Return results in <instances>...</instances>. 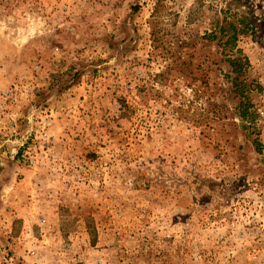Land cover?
<instances>
[{
  "label": "rangeland",
  "instance_id": "obj_1",
  "mask_svg": "<svg viewBox=\"0 0 264 264\" xmlns=\"http://www.w3.org/2000/svg\"><path fill=\"white\" fill-rule=\"evenodd\" d=\"M0 264H264V0H0Z\"/></svg>",
  "mask_w": 264,
  "mask_h": 264
},
{
  "label": "trees",
  "instance_id": "obj_2",
  "mask_svg": "<svg viewBox=\"0 0 264 264\" xmlns=\"http://www.w3.org/2000/svg\"><path fill=\"white\" fill-rule=\"evenodd\" d=\"M233 26H234V25H233ZM235 29H236V26H235ZM229 40H230V38H229L227 41H229ZM246 60H247V59H246ZM235 62H236V60H232V61H231V64L234 65L233 63H235ZM235 68H236V67H235ZM240 94H242V95L245 94V91H244V90H240ZM244 109H245V108H244ZM242 116L246 117L247 115L244 114V115H242Z\"/></svg>",
  "mask_w": 264,
  "mask_h": 264
}]
</instances>
